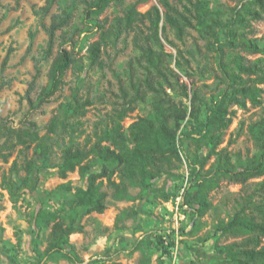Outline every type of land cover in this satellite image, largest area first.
<instances>
[{"label":"trees","instance_id":"trees-1","mask_svg":"<svg viewBox=\"0 0 264 264\" xmlns=\"http://www.w3.org/2000/svg\"><path fill=\"white\" fill-rule=\"evenodd\" d=\"M54 1L47 0L41 6V25L49 35L47 56L53 52L57 31L69 27L74 16L73 10L63 9L54 14L50 24H47L45 17L50 13ZM82 1L86 4L84 19L91 20V23L86 24L104 29V25L98 21L99 15L112 2L119 3L122 0ZM160 4L163 10L159 5H153L146 12L138 11L137 4L128 5L125 14L117 16L111 28L103 30V36L89 46L90 65H102V46L107 44L108 36L115 35L117 38L123 31L137 29L138 39L140 33H143L139 23L149 22L150 32L144 42L139 44L148 63V73L144 80L133 83L132 96L129 97L128 92L123 89L125 100L121 107H115L105 119L97 122L94 142L90 144L87 140L82 144L74 136L80 131V118L86 114L90 103L89 100L80 98L78 87L73 91L70 100L59 105L57 113L48 123L47 133L42 136L34 122H29L30 127L26 129H15L0 123L1 133L6 137L2 147L9 149L8 153L0 149V157L8 160L17 144L24 145L26 149L33 147L34 153L33 158L24 162L27 174L19 182L12 176V173L19 171L16 162L11 167L12 173L4 174L0 179V188L7 190L12 198L17 199L25 191L33 194L40 192V177L36 175L39 163L57 169L62 178H66L69 172L78 170L85 180V186L75 188L72 197L66 202L68 209H63V214L47 210L43 204L44 196H39L35 219L45 227L52 224V229L44 252H36L39 257L37 264H46V259L56 254L74 263H82L66 247L70 244L72 234L84 231V227L78 222L79 216L92 212L103 213L108 208L109 193L104 189L105 179L107 185L113 189V197L116 199L133 198L129 188L138 186L147 190L148 195H160L168 201L174 194L157 187L154 181L165 174L174 175V170L180 167L178 165L184 162V158L190 169V181L184 188L180 205L191 212L194 227L199 225L200 219L209 210L216 207L210 199V192L220 185L222 178L243 184L244 193L234 199L232 212L228 213V218H219L214 231L215 235H229L241 239L226 244L216 241L215 250L229 264H264V116L249 126L258 147L252 157L243 160L238 156L233 161L227 148L219 149L234 119L236 111L232 107L246 109L248 103L253 106L264 104V36H250L253 22L264 18V0H237L228 19L216 14L206 0H188L183 9L170 0H160ZM161 23L164 32L170 26L181 39L188 27L194 28L199 37L206 41V50L214 53L215 66L199 67L200 75L210 73L215 78V92L209 99L196 86V72L190 70L191 62L182 50H179L177 67L186 78L191 79L192 84L190 86L187 82H180V75L175 71L176 80L170 79L165 68L166 56L170 54L159 49L163 46ZM84 32L85 28H76L69 34L65 32L66 36L51 64L48 82L41 86L34 100L31 92L35 89L40 74L37 66V72L26 93L32 109L39 108L61 90L67 71L78 65L75 36ZM34 37L35 33L31 32V42ZM11 51L4 59L2 71L8 67ZM188 52L192 56L195 54L190 50ZM247 54H257L258 57L252 59ZM158 77H162L173 89L175 83H178L181 94L190 98L191 104L176 103L164 90V82ZM7 83H0V91ZM138 103L149 105L148 114L125 128L124 119L135 110ZM67 134L70 140L66 143ZM61 141L65 144L61 147L60 158L55 160V149L61 146ZM188 141L196 144L193 152L186 150ZM205 147L209 149L207 153L203 152ZM213 156L214 162L206 168ZM97 162L102 165L99 171L94 165ZM260 177L261 180L249 182ZM64 188L72 191L69 184H62L56 190ZM45 193L49 195L51 192ZM121 220L119 216L116 226ZM181 232L186 230L182 228ZM174 243L171 233L156 237L157 250L161 251L160 264H166L164 257L171 254ZM139 247V244H134L130 253ZM120 252L121 250H115L107 256L92 258L86 264H121L115 259ZM10 259L13 264H17L16 256L11 255Z\"/></svg>","mask_w":264,"mask_h":264},{"label":"rangeland","instance_id":"rangeland-1","mask_svg":"<svg viewBox=\"0 0 264 264\" xmlns=\"http://www.w3.org/2000/svg\"><path fill=\"white\" fill-rule=\"evenodd\" d=\"M170 1L180 9L188 3V0ZM206 1L212 10L224 19L230 17V10L237 4V0ZM46 2L47 0H0V83L8 82L0 91V123L15 129H26L30 127L29 122H34L42 136L47 133L48 123L57 113L59 105L70 100L73 91L78 87L80 98L89 100L90 103L86 114L80 118L82 121L80 131H77L74 136L82 144L87 140L91 144L96 140L94 131L97 122L105 119L115 107H121L124 103L123 89L128 92L129 97L132 96L133 83L144 80L148 73V63L142 55L139 44L144 42L146 35L150 32L149 22L139 23L143 33H140L138 39L137 29L123 31L117 38L115 35L108 36L107 44L102 46V65H90L89 46L103 36V30L111 28L117 16L125 14L128 5L137 4L136 9L140 12H146L153 5H159L162 10L163 7L160 0L112 2L98 17V21L104 25V29H99L87 25L91 23V20L84 19L86 4L82 0H55L50 13L45 17L47 24H50L54 14L63 9L73 10L74 16L69 27L57 31L53 52L47 56L46 45L49 35L41 25L40 19L41 6H44ZM162 26L163 23L160 28L163 46L159 49L171 55L166 56L167 67H165L170 79L176 80L175 71L180 75V82H187L190 86L192 84L191 79L186 78L177 67V61L180 59L179 50H182L191 62L190 70L196 72L194 76L196 86H199L209 99L215 92L213 89L215 78L210 73L200 75L199 67L215 66L214 53L206 50V41L199 37L194 28L188 27L184 38L181 39L173 28L167 26L164 32ZM76 28H85L84 33H77L75 36L78 65L67 71L64 78L65 84L62 85L61 90L39 108L32 109L26 93L37 72V66L40 74L36 80L35 89L31 92L34 100L41 86L48 82L51 64L58 53L61 41L66 36L65 32L69 34ZM31 32L35 33L33 42H31ZM250 36H264V18L253 22V31ZM10 50L12 51L8 67L2 71L4 59ZM188 50L193 51L194 56ZM247 55L252 59L258 57L257 54ZM158 79L164 82L162 77ZM175 84L173 89L164 82V90L176 103L183 102L190 105V98L183 96L178 88L179 84ZM149 108L148 104L138 103L135 110L124 119V127H129L140 117L146 116ZM232 108L236 111L234 119L219 149L227 148L233 156V161H236L238 156L245 160L252 157L258 150L249 126L264 116V104L253 106L248 103L246 109L238 106ZM65 138L67 143L70 140L69 134L65 135ZM5 140L6 137L0 130V149L8 153L9 149L2 147ZM65 142L61 141V146L56 147L55 160L60 158L61 147ZM185 147L187 151L193 152L196 144L188 141ZM208 150L207 147L203 148L204 153ZM33 157V147L26 149L24 145L17 144L8 160L0 157V179L4 174L12 173L11 167L13 162H16L19 171L12 173V176L19 182L21 177L27 174L24 162ZM214 160L215 156L205 167L209 168ZM94 165L98 171L101 170V162ZM178 166L180 167L174 170V175L165 174L154 181L157 187L165 188L174 194L168 201L160 195L153 193L148 195L147 190L138 186L129 188L133 198L116 199L113 197V189L107 185L105 179L104 189L109 193L108 208L103 213L92 212L79 216L78 222L84 227V231L72 234L66 249L75 254L78 260L82 261L81 264H86L92 258L107 256L115 250H121L115 257L121 264H160L161 251L157 250L156 237L160 234L168 236V233H171L175 239V246L171 254L164 257L166 264H229L224 258L218 256L214 244L216 241L226 244L241 238L215 235V225L219 218H228V213L233 210L234 199L244 193L243 184L222 178L220 185L210 192V199L216 207L209 210L200 219L199 225L194 227L191 212L187 208L184 210L182 205L177 209L175 205L177 198H181L182 202L184 188L190 181V169L186 159L184 158V162L179 163ZM38 167L36 175L40 177L39 193L25 191L14 199L7 190L0 188V264H13L11 255L16 256L17 264H37L39 257L36 252H44L52 229V224L45 227L35 219L39 196H44L43 204L47 210L59 211L63 214V209H68L66 202L72 197L75 188L85 186V180L78 170L69 172L66 178H62L57 169L45 167L42 163H39ZM115 179L119 181L118 177ZM261 179L262 177L253 178L249 182ZM62 184H69L72 191L66 188L56 190ZM45 192L51 193L47 195ZM119 216L122 220L116 226ZM182 228L186 232H181ZM134 244H139L140 247L130 253ZM46 264L80 263H74L56 254L46 259Z\"/></svg>","mask_w":264,"mask_h":264},{"label":"built area","instance_id":"built-area-1","mask_svg":"<svg viewBox=\"0 0 264 264\" xmlns=\"http://www.w3.org/2000/svg\"><path fill=\"white\" fill-rule=\"evenodd\" d=\"M180 204H182L181 198H177V202L175 204L177 209L179 208Z\"/></svg>","mask_w":264,"mask_h":264}]
</instances>
